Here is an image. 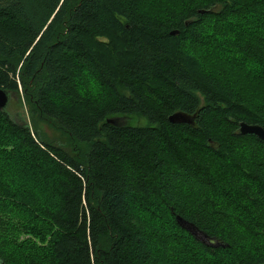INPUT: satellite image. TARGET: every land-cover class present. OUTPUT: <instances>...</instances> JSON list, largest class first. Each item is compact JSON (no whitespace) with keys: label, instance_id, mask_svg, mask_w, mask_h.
<instances>
[{"label":"trees","instance_id":"trees-1","mask_svg":"<svg viewBox=\"0 0 264 264\" xmlns=\"http://www.w3.org/2000/svg\"><path fill=\"white\" fill-rule=\"evenodd\" d=\"M249 81L264 87V0H0V87L34 127L0 110V264H264V140L239 132L264 127ZM48 186L57 205L36 199Z\"/></svg>","mask_w":264,"mask_h":264},{"label":"rangeland","instance_id":"rangeland-1","mask_svg":"<svg viewBox=\"0 0 264 264\" xmlns=\"http://www.w3.org/2000/svg\"><path fill=\"white\" fill-rule=\"evenodd\" d=\"M212 59H214V58H212ZM237 66H240V65H237ZM237 69L238 68H236V72L243 73L247 78L249 77L250 73L248 74L247 72H244L240 69L237 70ZM238 77L247 79L246 77H241V76H238ZM249 82H251L249 85H251L254 88V89L251 88L253 90V91L251 90L253 94L256 93L257 95H261V94L264 95V87L262 86L261 83H257L255 81H249ZM20 98L21 97L18 94L11 93L10 94V103L7 107V111L12 115V118L15 121H17L18 123L24 124V123L28 122L29 126H30V124L33 125L31 114L29 112V108L25 103H23V100H21ZM111 119H113L115 124L117 123L118 125H125V124L147 125L149 123V121L146 117H140V116H132V117L116 116V117H112ZM37 126H38V128L42 134V137L46 138L45 140H47V142H50V143L52 142L54 144H59V145L64 143V137L62 136V134L57 129L52 127L45 120L37 119ZM30 128H31L30 130L32 132L31 134L34 137V134H33L34 127L30 126ZM24 168H26V167L22 163H19L18 161L16 162L15 160L14 161L12 160L6 166V174L7 175L9 174L10 176L16 175L15 177H13V180H16V179L31 180V182H26V184L33 183V181L35 182L36 178L37 179L39 178L37 175L34 174L36 172H34L32 174H31V172H23ZM33 178H35V180ZM33 185H34V183H33ZM43 189H45L43 192L44 194H38L36 196V199H38L39 201H42V200L47 201V203L51 206L57 205L56 199L53 198L50 187L49 186L46 188L44 187ZM25 199L28 202H32L31 201L32 199H30V197H25ZM15 206L17 207L16 210H18L20 207L18 204H15ZM29 209H32V207H29ZM20 210H21V208H20ZM24 238H27V237L24 236Z\"/></svg>","mask_w":264,"mask_h":264},{"label":"water","instance_id":"water-1","mask_svg":"<svg viewBox=\"0 0 264 264\" xmlns=\"http://www.w3.org/2000/svg\"><path fill=\"white\" fill-rule=\"evenodd\" d=\"M173 34L175 31L172 32ZM10 94L11 92L7 91L0 87V110H7V107L10 103ZM193 117L184 114L182 112H176L169 117V120L173 123H192ZM109 122L115 123L113 119H108ZM241 134H255L259 138L264 140V127L260 124H247L245 122L240 123ZM177 221L181 227L188 230L195 238L202 241L203 243L209 244L211 246H218L219 242H213L211 237L208 236L207 233L200 230L194 223L182 218L181 216H177Z\"/></svg>","mask_w":264,"mask_h":264},{"label":"bare ground","instance_id":"bare-ground-1","mask_svg":"<svg viewBox=\"0 0 264 264\" xmlns=\"http://www.w3.org/2000/svg\"><path fill=\"white\" fill-rule=\"evenodd\" d=\"M241 122H244V121H240V122H239V130H240V123H241ZM245 123H246V122H245ZM247 124H249V123H247Z\"/></svg>","mask_w":264,"mask_h":264}]
</instances>
